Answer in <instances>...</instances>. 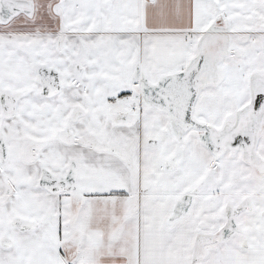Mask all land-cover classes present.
Instances as JSON below:
<instances>
[{"label": "snow or ice", "instance_id": "snow-or-ice-1", "mask_svg": "<svg viewBox=\"0 0 264 264\" xmlns=\"http://www.w3.org/2000/svg\"><path fill=\"white\" fill-rule=\"evenodd\" d=\"M0 264H264V0H0Z\"/></svg>", "mask_w": 264, "mask_h": 264}]
</instances>
